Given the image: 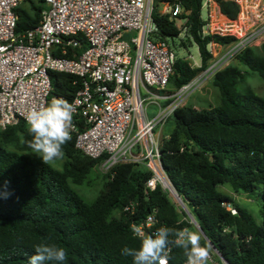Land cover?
Listing matches in <instances>:
<instances>
[{"label": "trees", "instance_id": "trees-1", "mask_svg": "<svg viewBox=\"0 0 264 264\" xmlns=\"http://www.w3.org/2000/svg\"><path fill=\"white\" fill-rule=\"evenodd\" d=\"M178 1L188 13L186 33L177 43L186 48L195 42L200 63L191 66L176 55L168 79L173 88L207 66L210 53L206 42L210 38L223 42L231 38L216 34L200 37L201 0ZM217 1L223 13L235 15V3ZM42 7L43 0H19L13 8L14 31L34 28ZM150 14L157 27L154 36L176 38L178 30L167 14L159 13L156 5ZM77 40L78 44L66 46L63 55H77L86 47L82 35ZM234 59L264 79V37L259 45L245 47ZM243 76L241 68L228 62L209 76L218 92L216 104L194 107L184 103L175 108L167 118L171 128L159 139V160L170 186L230 264H264V97L249 88L239 90L236 84ZM48 77L46 106L54 97L69 102L80 86L79 77L68 72L49 69ZM32 139L23 120L0 129V264H29L40 244H55L67 254L63 262L45 264H133L131 256L121 254L124 247H140L129 222H138L153 209L157 226L176 231L182 226L193 228L167 190L156 184L144 191L150 175L144 166L113 164L101 174L105 179L95 196L85 200L72 185L88 184L98 159L84 154L71 136L62 146V158L53 160L59 161V167L44 164L41 157L27 153L33 150ZM223 183L234 193L253 194L259 204L260 223L230 194L217 189ZM129 202L132 209L122 210ZM225 203L235 211L230 212ZM185 257L184 248L169 245L168 264H180Z\"/></svg>", "mask_w": 264, "mask_h": 264}, {"label": "built area", "instance_id": "built-area-1", "mask_svg": "<svg viewBox=\"0 0 264 264\" xmlns=\"http://www.w3.org/2000/svg\"><path fill=\"white\" fill-rule=\"evenodd\" d=\"M229 1L237 7L232 17L220 10L217 0L200 1V37L216 34L231 38L224 42L210 38L206 42L210 53L207 66L167 90L177 54L167 38L154 36L157 27L150 13L156 5L159 13L167 14L180 39L187 30L188 13L180 1L43 0L38 24L16 33L13 8L19 0H0V129L18 120L27 123L25 115L32 106H46L49 69L71 73L80 79L69 101L75 107L74 145L97 158L103 173L118 162L144 166L150 171L144 191L159 184L174 196L160 164L154 127L167 120L213 72L245 47L259 45L264 37V0ZM129 31L134 33L128 39L123 37ZM80 35L86 47L77 55H63L66 46L78 44ZM193 44L196 55L187 52L184 58L191 66H199L197 45ZM148 93L153 95L152 101ZM152 103L155 111L148 114L147 106ZM225 205L235 211L229 203ZM132 207L129 202L122 210ZM183 218L196 229L186 213ZM157 222L153 209L138 222L130 221L129 228L133 235L132 225L154 234L162 227ZM180 264H187V257ZM207 264L230 263L211 248Z\"/></svg>", "mask_w": 264, "mask_h": 264}, {"label": "clouds", "instance_id": "clouds-1", "mask_svg": "<svg viewBox=\"0 0 264 264\" xmlns=\"http://www.w3.org/2000/svg\"><path fill=\"white\" fill-rule=\"evenodd\" d=\"M74 112L75 107L72 103L62 97H54L47 106L34 105L26 113L25 119L33 137L30 147L40 154L44 164L62 158V146L71 140ZM132 232L140 239V247L139 249L124 247L121 254L131 256L133 264H168L170 244L185 249L187 264H207L210 259L211 245L199 229L185 227L176 231L160 227L154 234L146 235L142 227L132 225ZM66 255L63 247L40 244L36 246L29 264L63 262Z\"/></svg>", "mask_w": 264, "mask_h": 264}, {"label": "rangeland", "instance_id": "rangeland-1", "mask_svg": "<svg viewBox=\"0 0 264 264\" xmlns=\"http://www.w3.org/2000/svg\"><path fill=\"white\" fill-rule=\"evenodd\" d=\"M133 33L134 31L126 32L123 37L128 39V36ZM167 39L178 56H182L184 58L187 52L193 54L194 56L196 55V48L194 44H190L185 48L177 43L178 41L177 38H173V40L169 38ZM229 62L235 63L239 68H241V70L244 73L242 81L237 83L236 87L239 90H244L245 88H249L255 93L264 97V79L261 78L255 71L247 69L244 65L236 61L234 58H232ZM165 89L172 90L173 89L172 84L169 82L165 86ZM140 92L141 94L142 93L144 94L142 87H140ZM148 95L150 96L149 98L152 101L153 95L149 93ZM185 99H186L185 101L186 104H191L194 107L213 105L218 102V92L216 87L211 83L210 78L207 77L200 85L195 87V89L191 93H189ZM154 111H155V106L153 105V103L149 104L147 106V113L151 114ZM170 128H171V124L169 120H165L162 123H157L156 126L154 127L155 135L158 136L160 139V137L164 135L166 132H168ZM27 153L40 157V154L34 152V150L27 151ZM49 162L53 166L59 167V161L56 162L52 160ZM102 173L103 172L101 171V169H99V167L96 165L95 170H93L89 175L88 184H74L72 185V187L81 195L83 199L90 200L95 196L101 185V182L105 179L101 175ZM217 189L227 194H230L235 201H237L238 203H240L241 205L245 206L248 209V211L250 212L256 223H260L261 218L259 214V204L257 199L253 198V194L249 195L242 191H238L237 193H234L232 192L228 183L217 185ZM168 195L176 205L177 209H181L182 206L176 200V198L170 192H168Z\"/></svg>", "mask_w": 264, "mask_h": 264}, {"label": "water", "instance_id": "water-1", "mask_svg": "<svg viewBox=\"0 0 264 264\" xmlns=\"http://www.w3.org/2000/svg\"><path fill=\"white\" fill-rule=\"evenodd\" d=\"M171 189H172V192L174 193V197L176 198V200L181 204V206H182V208H183V211L191 218V220H192V222H193V224H194V226H195V228L196 229H199L201 232H202V234H203V236H204V238L207 240V242L211 245V248L212 249H214L217 253H218V255H219V257L221 258V259H223L225 262H227V263H229L223 256H222V254L208 241V239L206 238V236H205V234L203 233V231H202V229L200 228V226L198 225V223L196 222V220L194 219V217H193V215L189 212V210L187 209V207L185 206V204H184V202L181 200V198L179 197V195L173 190V188L171 187Z\"/></svg>", "mask_w": 264, "mask_h": 264}, {"label": "bare ground", "instance_id": "bare-ground-1", "mask_svg": "<svg viewBox=\"0 0 264 264\" xmlns=\"http://www.w3.org/2000/svg\"><path fill=\"white\" fill-rule=\"evenodd\" d=\"M166 185V184H165Z\"/></svg>", "mask_w": 264, "mask_h": 264}]
</instances>
